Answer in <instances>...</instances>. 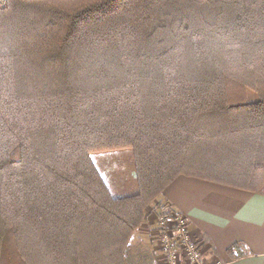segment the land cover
Wrapping results in <instances>:
<instances>
[{
  "label": "trees",
  "instance_id": "trees-1",
  "mask_svg": "<svg viewBox=\"0 0 264 264\" xmlns=\"http://www.w3.org/2000/svg\"><path fill=\"white\" fill-rule=\"evenodd\" d=\"M124 149L115 197L92 154ZM180 175L264 194V0L0 3V264H154Z\"/></svg>",
  "mask_w": 264,
  "mask_h": 264
},
{
  "label": "crops",
  "instance_id": "crops-1",
  "mask_svg": "<svg viewBox=\"0 0 264 264\" xmlns=\"http://www.w3.org/2000/svg\"><path fill=\"white\" fill-rule=\"evenodd\" d=\"M157 202L186 216L190 234L199 242L208 263L264 264L263 193L180 175ZM156 228L155 218H145L136 233L140 239H150ZM237 244L235 253L241 256L232 257L229 250ZM153 261L164 264L156 254Z\"/></svg>",
  "mask_w": 264,
  "mask_h": 264
},
{
  "label": "rangeland",
  "instance_id": "rangeland-1",
  "mask_svg": "<svg viewBox=\"0 0 264 264\" xmlns=\"http://www.w3.org/2000/svg\"><path fill=\"white\" fill-rule=\"evenodd\" d=\"M92 158L97 165L98 170L102 173L106 183L108 184L112 194L115 197H124L128 195H133L138 192V185L136 181V171L134 166V159L132 152L128 149L124 150H115L110 152H98L92 154ZM159 198V197H158ZM159 202H153L145 213V218L152 219L155 218L156 221V230L157 233L150 232V239H140L136 232L132 236L131 240V250L129 251V256L134 258L133 255L147 254L145 262L149 263L148 253L153 259V256L156 254L159 255L161 260H167L164 257L162 247L159 243V225L157 223L158 218L161 214V210L158 208ZM164 205V204H163ZM163 211L171 214V211L175 213L168 206H163ZM171 210V211H170ZM177 213V212H176ZM180 214V213H179ZM183 215V214H181ZM180 215V216H181ZM173 216V215H171ZM186 217V216H185ZM187 222L188 219L186 218ZM189 224V222H188ZM190 230V228H189ZM136 234V235H135ZM153 237V238H151ZM192 237V236H191ZM149 238V235H148ZM195 239V238H193ZM197 241V239H195ZM201 249V247H200ZM147 251V252H145ZM134 255V256H135ZM158 258V257H157ZM185 257H182L181 264L185 263ZM168 261V260H167ZM221 262V261H219ZM224 264V262H221ZM165 264V262H164Z\"/></svg>",
  "mask_w": 264,
  "mask_h": 264
},
{
  "label": "built area",
  "instance_id": "built-area-1",
  "mask_svg": "<svg viewBox=\"0 0 264 264\" xmlns=\"http://www.w3.org/2000/svg\"><path fill=\"white\" fill-rule=\"evenodd\" d=\"M180 215L167 212L160 215L157 221L159 243L165 259L168 260H164L165 264H181L182 257H185L183 264H210L204 258L199 242L191 237L186 217Z\"/></svg>",
  "mask_w": 264,
  "mask_h": 264
}]
</instances>
